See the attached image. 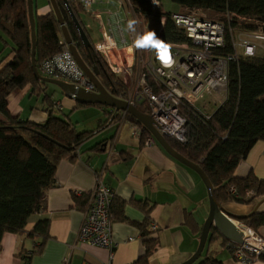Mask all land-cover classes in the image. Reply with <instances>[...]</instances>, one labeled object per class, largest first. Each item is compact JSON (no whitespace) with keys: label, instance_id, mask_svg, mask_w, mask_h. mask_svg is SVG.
I'll list each match as a JSON object with an SVG mask.
<instances>
[{"label":"trees","instance_id":"obj_1","mask_svg":"<svg viewBox=\"0 0 264 264\" xmlns=\"http://www.w3.org/2000/svg\"><path fill=\"white\" fill-rule=\"evenodd\" d=\"M70 9L85 30L91 46L86 48L80 41L78 31L71 20L63 0H56L72 43L89 66L98 70L97 78L114 96L119 97L129 86L122 76L113 73L103 56L95 50L87 28L79 19L83 12L77 0H67ZM180 8H199L209 15H220L218 20L227 26L225 44L215 48L214 54L231 56L228 64V86L225 99L211 113L190 104L181 103L180 113L185 119L186 141L178 142L166 136L170 145L186 159L197 163L210 180L218 203L224 201L250 202L264 195V180L250 173L239 178L233 175L238 162L246 157L249 149L258 140H264V59L236 55L232 46L230 29H255L264 24V0H170ZM132 6L140 21L142 42L145 36L157 37L160 28L161 6L151 7L147 0H132ZM250 18L251 22H239L235 17L226 19V14ZM211 19V18H210ZM35 21V66L65 49L61 27L53 11ZM264 29V25H263ZM0 33L13 44V58L0 69V239L4 232L22 231L28 217L44 207L46 190L56 184V164L63 158H74L78 146L94 131H76L72 123L48 111L43 123L21 121L11 115L7 97L16 88L30 85L36 88L43 81L34 73L31 65V36L26 0H0ZM164 41L181 42L169 16L162 29ZM152 39V40H153ZM41 76V74L38 72ZM97 105V104H94ZM139 105H143L139 107ZM137 108L146 112L144 104ZM106 115L107 121L117 119L123 112ZM204 114L209 115L208 117ZM129 120L142 130V138L150 133L131 115ZM233 186L235 193L229 188ZM252 192V197L246 194ZM90 193L85 196L86 208ZM76 198V197H75ZM111 204L112 220H115ZM148 212H146L147 214ZM147 218V217H146ZM241 223L251 227L259 235L264 226V211H255L242 217ZM48 222L39 220L30 234L47 233ZM142 234L146 235L142 229ZM210 231L209 244L218 237ZM262 236V235H260ZM264 238V236H262ZM225 241V240H224ZM228 242V241H227ZM226 242V243H227ZM144 254L131 264H146L149 255L156 249L155 238H144ZM40 246L38 247L39 250ZM258 259L264 261L263 256ZM199 264H222L212 256Z\"/></svg>","mask_w":264,"mask_h":264},{"label":"crops","instance_id":"obj_2","mask_svg":"<svg viewBox=\"0 0 264 264\" xmlns=\"http://www.w3.org/2000/svg\"><path fill=\"white\" fill-rule=\"evenodd\" d=\"M114 3L115 0L111 4ZM50 11L49 0H33L36 18ZM96 38L99 39V33ZM13 55V44L0 33V69ZM129 80L126 78L127 84ZM54 86L49 88L43 81L36 88L25 85L14 89L7 97L8 111L21 121L34 123H43L49 111L67 118L78 132L94 133L78 146L74 158L58 161L56 184L46 190L43 209L28 217L22 231L3 233L0 264L107 263L109 250L81 242L77 236L86 209L85 196L90 193L97 174L114 192L112 264H131L141 257L144 238L156 239V249L146 264H180L187 260L198 246L209 211L207 192L199 176L167 154L155 140L146 144L147 137H141V128L125 117V113L114 121H107L106 113L111 107L79 103ZM213 102L218 106L222 99L214 94ZM250 173L264 180V140L252 145L246 157L236 165L233 175L243 178ZM246 196L252 197L253 193L248 192ZM220 204L232 215L246 216L264 211V195L250 202ZM39 220L48 222L47 233L30 234ZM151 223L156 230L150 229ZM142 229L146 235L142 234ZM259 232L264 236V226ZM224 240L218 235L209 244L206 242L193 264H199L208 256L222 264H264L260 259L247 263L237 261Z\"/></svg>","mask_w":264,"mask_h":264},{"label":"built area","instance_id":"obj_3","mask_svg":"<svg viewBox=\"0 0 264 264\" xmlns=\"http://www.w3.org/2000/svg\"><path fill=\"white\" fill-rule=\"evenodd\" d=\"M77 1L82 11L98 20L99 39L94 42V48L103 56L109 69L122 76L125 82L126 78L132 81L136 75L134 84L130 83L119 98L135 106L144 104L146 113L163 136L182 143L186 141L181 103L198 108L197 102L207 95L216 94L217 98L225 99L231 56L222 57L213 53L215 48L224 47L227 28L224 22L205 17L199 8L169 12L163 8L161 0H147L151 7L161 6L162 16L157 37L142 44L140 21L132 0H115L114 4H111L113 0ZM103 13L110 17L103 19ZM167 16L173 21L178 34L183 36V41L162 39ZM231 17L239 22L252 21L247 17L226 14V19ZM263 25L259 24L252 30H232L228 27L236 55L264 59ZM125 29L130 38L129 43ZM157 43L165 47H156ZM125 48L128 50L125 51ZM162 52L166 53L167 59L162 58ZM38 72L46 78L66 79L75 87L96 91L95 85L77 64L66 44L64 50L42 60ZM207 102L210 99L202 108ZM153 141L150 135L145 143ZM229 191L234 194L235 188L231 186ZM113 198V190L97 174L77 234L79 241L109 250V261L105 264H112V248L115 246L111 237ZM234 223L243 234V243L228 241V249L241 263L258 259L261 250H264V239L251 227ZM150 229L156 230L155 224L151 223Z\"/></svg>","mask_w":264,"mask_h":264},{"label":"water","instance_id":"obj_4","mask_svg":"<svg viewBox=\"0 0 264 264\" xmlns=\"http://www.w3.org/2000/svg\"><path fill=\"white\" fill-rule=\"evenodd\" d=\"M63 1L67 6L71 20L73 21L78 31L80 41L86 48H89L91 46V43L85 30L83 29L82 25L70 9L68 1ZM49 2L52 7V11L55 14L56 20L61 27L63 40L65 41L68 49L74 56L77 64L83 70L85 75L90 79V81L95 85L96 91H86L83 88L75 87L73 84L67 81L61 79L46 78L38 74L35 66V21L33 13V0H26L31 36V65L34 73L42 81L55 84L67 96L73 98L79 103L103 104L114 108L117 111L120 110L125 114L131 115L150 133L152 138L166 151L167 154H169L179 163L194 171L199 176L205 186L209 205L208 215L202 225L201 232L199 235V243L195 252L187 260L180 264H193L200 257L211 230H216L223 239L229 242L242 244L243 234L241 230L235 225L233 219L240 220L242 217L245 216L232 215L226 212L222 208L221 204L218 203V201L216 200L213 186L210 180L208 179L207 175L201 169V167L197 163L186 159L179 152H177L166 140V137L158 131L157 126L154 124L153 120L146 112H142L135 105L130 104L128 101L114 96L101 84V82L97 78L98 70L96 69V67H89L80 56L78 50L76 49V46L72 43L67 27L63 21L60 10L56 3V0H49ZM260 254L264 257V250H261Z\"/></svg>","mask_w":264,"mask_h":264},{"label":"rangeland","instance_id":"obj_5","mask_svg":"<svg viewBox=\"0 0 264 264\" xmlns=\"http://www.w3.org/2000/svg\"><path fill=\"white\" fill-rule=\"evenodd\" d=\"M161 2H162V5H163V8L165 10L169 11V12H175V11H179V10H181V11L187 10V8H182L181 9L179 7V5H177L175 3H171L170 0H161ZM202 13H203V15L205 17L211 18V19H218L220 17V15H214L213 18H212V15H209V12H207L205 10H202ZM107 16L110 17L109 14ZM107 16H106L105 13L102 14V18L103 19H105ZM123 17H124V14H123ZM79 19L81 20L83 25L87 28V30L90 32V38H91L92 42H95L96 39H97L96 35L98 34V30H99L98 20H96L92 16H89V14L84 12V11L79 13ZM125 37L127 39V43H129L130 42V38H129V35L127 33V29H125ZM127 50H128V48H125V51H127ZM120 56L121 55H119V57ZM135 79H136V75H134L132 77V81L129 80V86H130V83L134 84ZM63 80L65 81L66 79H63ZM44 84H45V86H47L49 88L55 87L54 84H52V83H48V82L45 83L44 82ZM213 98H214V95H207V96H205V98L203 100L202 99L199 100L196 105H197L198 108H201V110H203L206 113H209L210 111H214L216 106H217V103L215 104L213 102ZM205 99H211L212 101L207 104L206 108H202V104L204 103ZM142 106L143 105H139V107H142Z\"/></svg>","mask_w":264,"mask_h":264},{"label":"snow or ice","instance_id":"obj_6","mask_svg":"<svg viewBox=\"0 0 264 264\" xmlns=\"http://www.w3.org/2000/svg\"><path fill=\"white\" fill-rule=\"evenodd\" d=\"M152 39H153L152 34H149L148 36H145L144 41L141 42V43H142V44H143V43H148V42H150ZM156 47H161V48H162V47H165V46H163V45L157 43V44H156ZM161 56H162L163 59H167L166 53H163V52H162V53H161Z\"/></svg>","mask_w":264,"mask_h":264},{"label":"clouds","instance_id":"obj_7","mask_svg":"<svg viewBox=\"0 0 264 264\" xmlns=\"http://www.w3.org/2000/svg\"><path fill=\"white\" fill-rule=\"evenodd\" d=\"M63 39V38H62ZM65 42V41H64ZM66 44V43H65ZM43 77V76H42ZM54 79H56V78H54ZM62 80V79H61ZM121 99V98H120ZM137 107V106H136Z\"/></svg>","mask_w":264,"mask_h":264}]
</instances>
